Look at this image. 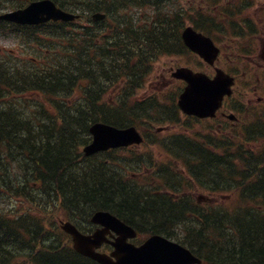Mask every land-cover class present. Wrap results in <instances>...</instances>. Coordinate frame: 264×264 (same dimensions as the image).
Here are the masks:
<instances>
[{
    "label": "trees",
    "instance_id": "1",
    "mask_svg": "<svg viewBox=\"0 0 264 264\" xmlns=\"http://www.w3.org/2000/svg\"><path fill=\"white\" fill-rule=\"evenodd\" d=\"M3 1L0 0V7ZM55 1L67 10H76L77 8L99 11L100 9L106 11L110 17L114 13L120 15V18L117 20L118 22H114L111 27H107L113 33L112 39L109 42L112 45L113 58L106 49L98 46L100 44H93L95 47L91 46L87 49L85 43L86 39H89L92 35V31L90 30L81 31V35L78 36L80 40L76 43H72L75 39L74 37L70 36L67 38V49L62 53V61L56 56L52 58L55 66L61 68L63 71L62 78L70 81L68 87H63L69 92H72V89L76 87H78V90H81V88L89 90L87 89V82H83L81 85L80 79L82 77L80 73L82 71H88L87 65L91 63H94V68L102 72L96 74L95 77L108 75L107 79L113 80L114 82L120 80V76L116 73L117 71L129 70L127 72L131 73V75L136 73L133 59L136 57H147L146 51L150 49L149 46H142L154 41L155 43H162L167 40V38H161L160 36L150 38L149 35L180 33L181 24H183L182 21L185 19L181 12L175 14L162 10L170 0ZM172 1L178 2L179 0ZM133 6L141 8L152 6L161 11L155 15V21L152 27H138L126 16L133 10ZM104 29L106 28L104 27ZM95 34V37L100 38L101 35L98 31H95ZM144 35L146 37L143 38ZM173 38L177 39L178 37ZM94 39L96 40L97 38ZM71 46L74 48L76 46V57L70 56L73 52ZM91 50L95 51V57H101L102 54L107 55V62L110 64V67L95 57H88L89 55L86 52L89 53ZM119 58L123 59L119 60V63L124 61L121 67L120 65L118 66L121 70L116 66L117 62H114ZM46 72H50L49 68H47ZM38 78L40 79H34L33 81L25 78L24 81L29 84L26 86L30 90H33V84L38 88L49 87L50 89L45 91L48 92L50 90V93L56 96L53 92L59 91L58 75L44 77L39 75ZM0 81H6V75L0 73ZM99 91L101 93L102 89ZM5 93V88L3 90L0 84V101L7 97ZM94 98L96 99V96ZM86 99L88 103H93L90 100V94ZM84 105L85 103L80 106L76 113L70 112L66 114L65 120H79L80 122L77 124L83 122L81 124L83 126L82 129L87 130L89 126H87L88 122L85 121H92L97 118L106 120L114 125L122 126L124 124V118L118 109L108 110L110 108L106 109L99 103L94 110H91L88 105ZM91 108L93 107L91 106ZM2 109L5 108L2 107ZM2 109L0 108V125H2L0 127V140L4 148L6 147L9 151V154L5 158H16L18 166L23 168L24 171L35 172L39 180L54 185V197H58L56 200L60 202V206H63V196H65L66 202L72 208L76 207L89 212L96 208L110 209L130 224L132 223L140 232H158L176 239H179V236L177 237L176 235L181 233L178 232L174 235L175 233L172 229L175 225L180 224V222L186 223L189 227L183 231L186 235H183L184 239L182 241L200 257L204 256L210 261H216L217 264H264L263 204L257 207L248 205L241 209L236 208L223 212L213 211L211 213L202 210V208L188 210V212L192 213H190L191 215L186 214V206H184L182 212L178 211L176 213L175 209L177 205L170 204L167 206V204L158 201H145L142 195L140 196L131 187L126 186L119 176H113L112 171H108L107 168L90 170L85 167L83 161H80L79 156L75 159V156L81 152V145H75L72 141L79 139L77 133H81V131L75 129L74 124L68 125V123H63V120H56L54 119L56 117L50 116L49 122L51 125L47 127L49 128L47 131L38 128L30 129L27 125L31 126L33 125L32 123L35 124L37 121L35 120L32 123L28 121L18 107L11 106L9 110L6 108V111ZM41 134L48 135V137L42 141L40 140ZM257 137L264 139V130H260ZM252 140H254V137ZM250 141V137L245 138L246 144L248 142L250 143ZM231 149V146L227 147V153L239 151V147L236 150ZM194 152L201 155L203 150L197 149ZM239 153L247 155L245 159L247 161L242 167L234 163H229L228 171L232 175L228 177L233 179V176L240 172L239 170H243L242 173H244L252 169L251 173L240 175L245 180L256 181V185L252 186L251 191L246 192L245 196L254 197L257 195L258 199H264V156L260 157L254 154L253 150L250 151L246 147H243ZM37 155H39L38 162L35 161ZM2 159H0V166ZM257 168L258 170L256 171ZM73 170L78 173L76 177ZM5 181L6 183L11 182L9 179ZM27 221L33 224L34 221L38 220L33 215L23 217V221L4 220L8 224L7 228L10 233V240L5 241V243L9 241L8 245L5 247L3 240L0 244V256L8 258V262L5 264H15V261L9 260H17L18 258L13 257L24 255L25 253L29 254V252L32 253V259L35 264H97L76 252L74 253L71 249L59 248V244L54 240L51 241L50 246H47L43 250H39L34 244H27L22 236H18L15 233L16 228L26 225ZM43 228L42 223L35 222L33 230H40L42 232ZM28 229L26 228L27 231ZM39 234L40 232L30 233L28 236L32 242H36L37 240L40 242V239L45 240L46 237ZM40 246L41 244L38 245V247Z\"/></svg>",
    "mask_w": 264,
    "mask_h": 264
},
{
    "label": "water",
    "instance_id": "2",
    "mask_svg": "<svg viewBox=\"0 0 264 264\" xmlns=\"http://www.w3.org/2000/svg\"><path fill=\"white\" fill-rule=\"evenodd\" d=\"M19 13L30 18L29 20H24L29 23L53 18H61L63 20L73 18L69 13L59 10L55 3L49 0L33 4L30 8L25 11H19ZM42 15L44 18L41 19ZM184 39L192 50L199 52L207 59L216 53V49L210 39L203 37L190 28L184 32ZM177 75L188 82L185 92L181 95L180 105L183 110L190 114H199L201 116L213 114L223 99V95L230 92L232 81L222 74L212 80L206 74L193 72L191 69L183 67L178 70ZM93 132L96 138L90 147L92 152L108 146L125 145L128 142L139 141V138H132L133 130L124 131L98 124L94 126ZM106 142L109 144H105ZM94 218L96 222L98 221L105 225L110 223L117 229L125 231L117 239L118 241L114 243L116 245V251L113 253L116 260H114L111 256L94 252L95 243L98 245L103 242V236H105L106 231L101 232L98 230L94 239H91L90 237L82 236L75 228L68 227V230L74 234L77 249L103 264H188L199 261L192 256L191 252L170 243V241L158 235L149 238L140 247L128 244L126 238L135 235L133 228L127 227L124 223L117 220L116 217L109 214L98 212Z\"/></svg>",
    "mask_w": 264,
    "mask_h": 264
},
{
    "label": "flooded vegetation",
    "instance_id": "3",
    "mask_svg": "<svg viewBox=\"0 0 264 264\" xmlns=\"http://www.w3.org/2000/svg\"><path fill=\"white\" fill-rule=\"evenodd\" d=\"M257 22L259 23L258 19ZM260 30L258 29L251 35V42L253 43V46L255 47L256 55L257 57L254 59L256 64H261L260 61L263 59L264 61V36L260 35ZM256 59L260 60L257 61ZM173 66L169 68V70H162L160 67L158 68V74H161V81L165 83L164 80H171L169 84L172 83V81H175L173 77H171V71ZM247 80V79H246ZM158 84L156 81L151 80L149 78L147 82V87H157ZM166 84V83H165ZM249 86L252 90L250 91H243L241 90L240 96L247 98L250 102H253L256 100L257 104H264V92L263 87L264 84H262L259 81V78H250L246 84ZM151 96V92H149L146 95V98H149ZM238 103V100L236 97L231 96L227 98L223 104V106L220 108L216 116L214 117H207V118H199L194 116L186 115L184 117L187 118V120H190L191 128L190 130H193L196 126L201 128L202 124L205 125L206 131L212 132L213 134L219 133L220 130L227 129L231 127H235L237 125L242 124V122L245 121L240 115V113L236 110V105ZM231 115V116H230ZM179 125L177 123H174L171 127L169 126H162V128H159L158 126L153 127H147V133L148 135H151L152 137L154 134L157 136L158 140L160 139H167L169 137H172L174 134L179 132H173L172 128L174 125ZM200 124V125H199ZM142 134L145 136V133L142 131ZM197 145L194 144H164L162 145V148L157 146L154 147L157 151L158 155L155 157V160L153 162L154 168L145 169V172L143 173V176H145V180L148 181L147 184H144L145 188L147 189V198L149 200H157L161 202H171L176 199H178L181 195H184L180 183V177L182 175L181 170L178 166V162L175 161V158L172 157L169 154H165V151L170 150H182L186 151L189 149H192L196 147ZM142 147H132V149L139 150ZM198 148V146H197ZM196 148V149H197ZM168 165V168L165 166ZM117 176L116 174H113V176ZM188 177L192 183H194V179L191 178L189 174L185 175ZM164 186L163 189H161ZM161 187V188H160ZM210 192V191H208ZM193 197L196 198L199 195V192H193ZM170 205V204H169ZM168 205V206H169ZM176 211L178 210L175 209Z\"/></svg>",
    "mask_w": 264,
    "mask_h": 264
},
{
    "label": "rangeland",
    "instance_id": "4",
    "mask_svg": "<svg viewBox=\"0 0 264 264\" xmlns=\"http://www.w3.org/2000/svg\"><path fill=\"white\" fill-rule=\"evenodd\" d=\"M198 3H200L201 5L203 4V0H190L189 2H187V9H186V11H188V12H191V9L192 8H196V7H198ZM255 8H257V7H254V8H251L249 11H250V13L252 14V15H254L253 14V12H254V10H255ZM176 10H175V8L174 7H172L171 8V12H175ZM193 11L196 13V15H197V9H193ZM134 17V20L136 21V23L139 25V26H142V27H146V20H149V18H148V16H143V15H141V19H140V16L138 15V14H136V15H134L133 16ZM260 17H264V15H260L258 18H260ZM117 18H120V15H117ZM187 20H189L191 23H193L194 21H196V18H187V17H185ZM191 23H188V24H191ZM210 28H213V27H210ZM210 28H208V29H210ZM159 29H160V27H159ZM224 30H225V28L223 29V30H217V29H215V30H213L212 31V35L214 36V37H216V40H218L219 41V43L222 45V47H223V49L224 50H230V49H232V44H233V42H235L232 38H231V36L228 34V32H227V30H226V32H224ZM171 32V31H170ZM168 40H174V38L172 37V38H169ZM12 43V41H10V40H8V41H5V40H1L0 41V45H2V46H4V47H6V46H8V45H10ZM33 44V43H32ZM34 45V44H33ZM56 47H58V46H56ZM6 48H8V47H6ZM63 47H59V49H62ZM237 49H240L241 51H243L242 53H244V52H246V51H248V50H246L245 49V46H243V47H239V48H237ZM30 51H32V50H30ZM250 52H251V50H250ZM22 53V55H26V54H28V53H30V52H27L25 49L21 52ZM249 53V52H248ZM244 54H246V53H244ZM178 56L179 55H177V57L175 56H170V57H168V56H164V57H162V58H160L158 61H156L155 63H154V65H152L153 67H152V69L150 70V72H148V74L147 75H145V76H147L148 77V79L149 78H151V79H153V80H155L157 77H158V68L160 67V69L163 67V66H165V65H167V66H170V64H172V63H174V64H187V65H189V66H191V67H195V68H200V69H206V64H203V62L202 61H199V59H197L195 56H190L189 54H184V55H181V56H179V58H178ZM228 61V60H230L229 58L228 59H224L223 58V61ZM225 61V62H226ZM202 64H201V63ZM229 63V62H228ZM227 63V64H228ZM229 65H231V63H229ZM141 71V70H140ZM141 72H143V71H141ZM248 73V71H247V68H246V66L245 65H243V69H242V71L240 72V74H242L243 76H245L247 73ZM159 78V77H158ZM126 80H128V78L126 77L125 78ZM102 80V79H101ZM112 83L113 82V80H110V81H107V83ZM148 82V81H147ZM124 83H121V85H123ZM146 85V84H145ZM144 85V87L143 88H141V91H140V94H142V95H144L147 91H148V88L146 87ZM161 86H162V84H160ZM160 86V87H161ZM180 86H181V84L180 83H177V82H172V84L171 85H168L167 87H165V88H160V87H157V88H160V89H162V91H160V92H156L155 94H154V96H156V97H159V99L161 98V99H164V100H166L167 102H168V100L170 99V98H172V101H169L170 103H173V102H175L176 101V99H175V97H176V95H177V93H178V89L180 88ZM111 87H109V89H110ZM155 89H153L152 91H154ZM133 92L134 93H138V91H136V90H133ZM108 93H109V91H108ZM111 94V96H112V98H114V94L113 93H110ZM239 101L241 102V101H245V100H243V99H239ZM136 110V108H134V111ZM133 111V112H134ZM245 115V114H244ZM258 117L259 116H257V119H258ZM246 119H249V122L250 123H252V121L251 120H254V119H251L250 120V118L248 117H246ZM180 120H185V121H187V122H191L190 120H187V119H184V117L183 116H180ZM200 125V124H199ZM148 126H150V125H148ZM148 126H144V128H143V130L147 133V127ZM243 126H246L245 125V123L243 124ZM159 127V126H158ZM196 128V127H195ZM186 129V127H183V126H181V125H174L173 126V128H172V133L173 132H182L183 130H185ZM197 131V130H196ZM192 133V132H191ZM223 136H225V135H223ZM217 140L218 141H220L218 138H217ZM259 142H260V140H258ZM231 143H232V146H231V150H236V148L238 147V146H240V145H243L244 143H242L241 141H238V140H236V141H231ZM256 143V150H258V152H260V151H262L263 149H264V143L263 142H260V143H257V142H255ZM253 145V144H252ZM233 152V151H232ZM232 152H230V153H232ZM215 169H212V171H214ZM0 174H2L1 175V177H0V188H2V189H4V188H11V187H13L12 186V184L11 183H8V184H6V181H5V178L7 177V176H4V170H3V168H1V173ZM50 176V175H49ZM224 176H225V178H228V179H230L229 177H228V175L227 174H224ZM235 178H233V180L232 181H230L229 183H233L234 185H235V188H236V184L237 183H239L240 181H242V177H238V176H234ZM48 178H50V177H48ZM253 182H245L244 184H245V186H248V185H250V184H252ZM12 191H14V190H12ZM11 191V193H9V195H11V194H13L14 192H12ZM234 193H235V190H233L232 191V193H231V196L230 197H232V200L234 199ZM231 200V201H232ZM7 204V203H6ZM37 206V205H36ZM30 207L32 208L33 206L32 205H30ZM36 209V208H35ZM41 210L43 211V212H41V215L42 216H44V217H47V218H51L52 216H54V212H53V208L52 207H50V208H48V207H45V210L43 209V208H41ZM35 212H39V209L37 210V211H35ZM68 214V213H67ZM8 224L7 223H5V222H3V221H1L0 222V243H2V241H1V239H5V237L7 236V234L5 233V227L7 226ZM33 229V228H32ZM145 238V236H143V237H141L140 238V240L142 241L143 239ZM40 243H43L42 242V240L40 239V242L37 240L36 242H34L33 244H35L36 246L37 245H39Z\"/></svg>",
    "mask_w": 264,
    "mask_h": 264
},
{
    "label": "bare ground",
    "instance_id": "5",
    "mask_svg": "<svg viewBox=\"0 0 264 264\" xmlns=\"http://www.w3.org/2000/svg\"><path fill=\"white\" fill-rule=\"evenodd\" d=\"M76 123V122H73ZM71 123L70 125H72ZM26 130H28L26 128ZM5 192L2 193L0 189V220L7 216L16 217L19 214H32L33 209L30 207L28 200L32 199V195L29 192L15 193L14 196H6L4 200ZM260 204L264 206V199H257ZM7 203V204H6ZM42 202L39 201L38 206H42Z\"/></svg>",
    "mask_w": 264,
    "mask_h": 264
}]
</instances>
